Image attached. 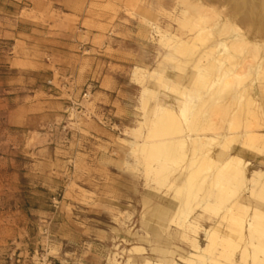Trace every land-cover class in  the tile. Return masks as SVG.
<instances>
[{
  "label": "rangeland",
  "instance_id": "374dc122",
  "mask_svg": "<svg viewBox=\"0 0 264 264\" xmlns=\"http://www.w3.org/2000/svg\"><path fill=\"white\" fill-rule=\"evenodd\" d=\"M176 3L181 5L0 0V264H147L141 262L145 258L182 264L178 254H188L189 242L151 206L172 210L176 199L153 189L142 157L132 151L146 131L142 125L135 134L144 122L142 87L151 75L170 79L171 72L178 73L175 63L163 59L173 45L163 36L169 25L178 29L168 14L177 13ZM211 7L220 17L215 20L225 16L219 5ZM238 23L234 26L243 27L239 31L263 55L264 34ZM235 53V72L254 70L249 50L245 59ZM229 76L227 83L233 81ZM262 79L255 81L262 91L261 112ZM157 92L174 102L173 92L162 87ZM238 105L209 113L207 120L224 123L225 113ZM247 159L252 164L248 170L244 165L246 177L264 170V159ZM250 187L246 182L237 201L264 209ZM193 215L205 228L215 221L199 207ZM196 238L206 243L203 231ZM133 245L144 250L130 252Z\"/></svg>",
  "mask_w": 264,
  "mask_h": 264
},
{
  "label": "bare ground",
  "instance_id": "6f19581e",
  "mask_svg": "<svg viewBox=\"0 0 264 264\" xmlns=\"http://www.w3.org/2000/svg\"><path fill=\"white\" fill-rule=\"evenodd\" d=\"M179 1L181 5L176 3L173 8L177 13H168L174 15L178 29L171 30L168 24V35L163 36L164 41H173L163 59L175 63L179 74L170 79L151 75L142 87L144 122H138L135 134L142 133V125L146 132L132 151L142 157L144 168L150 169L144 175L151 180L153 189L164 194L171 192L176 199L172 210L158 203L151 206L160 221L167 219L168 226L180 227L189 242L188 254H178L182 264H264V209L261 204L249 208L237 201L242 187L250 182L251 195L264 202V170H254L247 178L244 160L230 153L239 143L245 150L264 155V134L253 129L263 126L259 114L264 110L261 112L248 93L256 79L264 78V54L259 44L239 31L241 27L234 26V22H239L264 34V0ZM213 3L223 9L225 16L221 19L211 7ZM248 50L257 65L253 71L235 72L238 58L233 52L243 58ZM229 75L233 81L227 83ZM235 86L240 89L230 99ZM159 87L181 99L188 92L197 103L183 100L179 112L162 103H155L150 109ZM234 102L239 105L228 118V133L220 136L217 130L221 127L207 122L208 114L225 111ZM197 207L208 214L207 219H215L208 228L194 217ZM199 231L206 238L203 246L196 238ZM143 250L140 245L130 248L136 253ZM141 262L176 264L172 258H145Z\"/></svg>",
  "mask_w": 264,
  "mask_h": 264
},
{
  "label": "crops",
  "instance_id": "0c3cea01",
  "mask_svg": "<svg viewBox=\"0 0 264 264\" xmlns=\"http://www.w3.org/2000/svg\"><path fill=\"white\" fill-rule=\"evenodd\" d=\"M174 74H176V72H171L170 74H169V78L171 77H173L174 76ZM250 90V94H251V96L253 97V98H255V100H256V102L258 103V104H261L262 102H263V97H262V91H261V89H260V87H259V84L257 83V82H255L254 84H253V86L251 87V88H249ZM236 90H239L237 87H235L234 89H233V91H232V93L229 95V98L231 99L232 97H234L235 96V94H236ZM258 95V96H257ZM166 97H167V94H165L164 92H162V94H161V96L160 95H158V92H157V94L155 95V97H154V101L150 104V109H152L153 107H154V104L155 103H157V104H161V105H168V106H170L174 111H176V112H179V107H180V105H181V102L184 100L185 102H195V103H197V100L194 98V96H192V95H190V94H187V96L185 97V98H182L181 99V97H178L177 95H175L174 96V102H172V101H168V100H166ZM260 107V106H259ZM233 110V109H232ZM232 110L230 111V110H228L226 113H225V115H227V119L229 118V116L231 115V113H232ZM260 110H261V108H260ZM188 114H190V112L188 113ZM227 119H225V121H224V123H223V125L221 126V131H218L217 133L218 134H226V133H228V123H229V119L227 120ZM207 122H209V121H207ZM219 122H220V120L219 119H217L216 120V122H215V124L213 125V126H218V127H220L219 126ZM217 123V124H216ZM257 132H263V130H264V128H261V129H255ZM146 131H143V133H145ZM206 134H210L209 132H207ZM264 134V133H263ZM241 146H240V144H235L233 147H232V152H231V154H237V155H239L243 160H244V162H245V165H246V170H248L247 168L252 164V160H250V159H247V156L249 155V156H251L253 159H257V158H262V159H264V156L262 155H257V154H254V153H252V152H250V151H248V150H245V149H241L240 148ZM235 149H237V150H235ZM248 153V154H247ZM259 164H260V162H259ZM254 170H257V169H253V170H251V172H250V174H252V172L254 171ZM251 176V175H250ZM248 178V177H247Z\"/></svg>",
  "mask_w": 264,
  "mask_h": 264
}]
</instances>
